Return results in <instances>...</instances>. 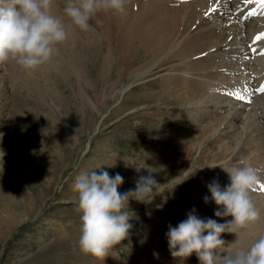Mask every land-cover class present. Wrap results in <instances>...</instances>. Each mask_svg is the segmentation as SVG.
I'll return each mask as SVG.
<instances>
[{
    "label": "rangeland",
    "instance_id": "374dc122",
    "mask_svg": "<svg viewBox=\"0 0 264 264\" xmlns=\"http://www.w3.org/2000/svg\"><path fill=\"white\" fill-rule=\"evenodd\" d=\"M64 3L56 2L54 12L58 16L63 14ZM64 23L69 38L62 58L57 54L35 71L25 70L14 61L1 63L0 150L5 155L0 158V264H200L195 254L184 260L171 256L168 226H178L193 209L201 219L213 215L211 219L228 220L229 216L214 215L217 205L210 198L205 204L204 197H210L207 185L217 180L216 174L235 167L233 162L245 163L247 155L258 156L259 146L252 142L264 139L263 118L256 116L264 110V98L247 99L241 87L232 90L234 97H241L239 110L243 114L236 123L240 130L230 141L248 127L254 133L238 141L234 157L238 160L215 165L212 158L223 155L222 142H217L221 134L203 137L199 140L202 152L190 154L186 148L189 136L179 133L174 119L193 127L197 123L192 120L201 116H195L194 106L171 100L173 97L163 92L161 76L167 73V67L154 72L146 83L141 80L131 84L127 78L122 80L114 64L104 80L99 72H92L94 47L105 43L94 20V31L90 32L98 44L90 45V49H80L73 42L81 37L79 32H88L80 31L68 19ZM116 42L114 39L113 44ZM106 46L108 43L102 45L103 54ZM217 55L216 63L224 59L222 54ZM79 71L83 78L76 75ZM191 90L196 92L197 87ZM227 113L221 112L223 116ZM244 145L251 151L241 155L240 151L247 148ZM95 170L106 171L111 177L122 175L120 192L134 189L139 177L149 173L159 183L150 203L129 202V215L133 217L129 237L104 260L83 253L78 246L82 220L73 185L78 176ZM218 181L224 189L227 179ZM260 203L261 217L257 226L251 224L262 229L256 240L264 235V200ZM227 234L221 239L226 241ZM240 235L236 231L235 240Z\"/></svg>",
    "mask_w": 264,
    "mask_h": 264
},
{
    "label": "bare ground",
    "instance_id": "6f19581e",
    "mask_svg": "<svg viewBox=\"0 0 264 264\" xmlns=\"http://www.w3.org/2000/svg\"><path fill=\"white\" fill-rule=\"evenodd\" d=\"M59 16L64 21L67 20L63 14L59 13ZM94 22L98 34L102 35L106 44L108 43V46L104 47L106 50L104 54L101 48L105 43L97 45L93 32H88V35L79 32L81 37L73 41L80 49H90V45H97L93 51L95 71L92 72H99L106 80L116 64L119 75L122 74V80L127 78L134 84L141 80H146L144 83L148 82L154 72L160 73V70L167 67V73L161 76L164 82L163 92L173 97L171 100L175 98L194 106L195 116H201L192 120V123L193 121L197 123L193 127L174 119L179 133L189 136L186 148H189L190 154L197 156L202 152L199 140L203 137L221 134L217 136V142H222L220 150L223 155L221 158L211 156L212 162L216 165L239 159L234 158L235 150L240 145L238 141L249 134L253 136L254 132H249L248 127L244 132L239 131L241 135L238 134L239 137L235 141H230L240 128L236 123L242 119L243 114L239 110V99L231 93L232 87H241L244 98L248 99L250 96L264 98V93L259 91L260 87L264 86V55L261 54L264 53V39H258L264 34V8L258 0H130L126 13L101 12ZM114 39H117L115 45ZM66 47L64 43L59 45L58 55L61 58ZM65 53L68 57L69 52ZM217 54H222L224 58L218 63L215 58ZM76 75L83 78L80 71ZM195 86L197 91H190ZM126 88L121 93L125 92ZM129 91L130 98L134 97L133 89ZM128 102H123L124 108ZM222 111L224 114L228 112L227 115L223 116ZM256 116L264 119V110L256 112ZM261 122L262 120L259 121ZM252 143L259 146L256 152L259 157L256 155L248 157L245 153L247 155L245 163L264 170V139L262 137L260 142L259 139H254ZM249 149L245 148L240 154L243 155ZM233 163L235 167L242 164L238 161ZM263 173L260 172L262 175ZM216 175L217 180L227 179L224 188L230 185V177L226 171ZM263 178L264 176H261L262 181ZM262 186L263 182L256 185L251 194L259 210L263 209V204L260 203L264 200V191L260 190ZM209 195L210 201L214 202L211 200V194ZM258 202L260 204H257ZM217 208L218 206L213 212L217 211ZM211 218H214L213 215ZM231 220L232 217L229 216L228 220L223 221L225 223ZM258 221L244 228H235V232L241 234L237 240L234 237L235 233L227 232L225 247L236 242L229 248L230 252L235 253L239 246L247 250L256 241V236L262 232L261 228L251 227V224L257 226Z\"/></svg>",
    "mask_w": 264,
    "mask_h": 264
},
{
    "label": "clouds",
    "instance_id": "9594fccd",
    "mask_svg": "<svg viewBox=\"0 0 264 264\" xmlns=\"http://www.w3.org/2000/svg\"><path fill=\"white\" fill-rule=\"evenodd\" d=\"M57 0H0V63L14 61L25 70H37L53 60L59 45L69 38L64 19L54 12ZM130 0H65L62 12L82 32L94 31L91 21L101 12L124 14ZM5 153L0 150V158ZM224 169V168H223ZM230 185L222 189L218 180L207 185L211 200L218 206L216 217L231 216V221L201 219L195 209L178 226H168V247L174 259L195 254L200 264H264V235L247 250L226 252L235 243L225 247L221 239L225 232L236 233L257 222L260 210L252 200L255 186L264 182L260 169L250 163L224 169ZM124 177H111L106 171L96 170L77 177L73 191L77 194V211L81 214L82 229L79 249L98 260H104L110 251L129 237L133 225L129 221V202L148 204L159 186L149 173L140 176L134 189L120 192ZM209 197H204L207 204Z\"/></svg>",
    "mask_w": 264,
    "mask_h": 264
},
{
    "label": "snow or ice",
    "instance_id": "6c2138e0",
    "mask_svg": "<svg viewBox=\"0 0 264 264\" xmlns=\"http://www.w3.org/2000/svg\"><path fill=\"white\" fill-rule=\"evenodd\" d=\"M258 2L261 4V7L264 8V0H258ZM254 14V13H253ZM258 39H264V34H261ZM262 55H264V53H261ZM260 92L264 93V86H261L259 89ZM238 99H240L241 97L237 96ZM261 191H264V186L261 187L260 189Z\"/></svg>",
    "mask_w": 264,
    "mask_h": 264
}]
</instances>
